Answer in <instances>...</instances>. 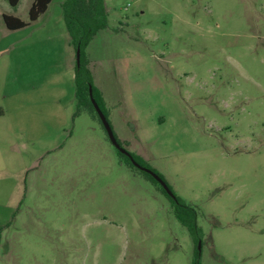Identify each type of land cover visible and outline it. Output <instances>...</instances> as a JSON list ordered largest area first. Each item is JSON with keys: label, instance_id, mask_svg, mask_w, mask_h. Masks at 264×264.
<instances>
[{"label": "rangeland", "instance_id": "obj_1", "mask_svg": "<svg viewBox=\"0 0 264 264\" xmlns=\"http://www.w3.org/2000/svg\"><path fill=\"white\" fill-rule=\"evenodd\" d=\"M62 1L48 46L0 16V264H264V0H104L85 48L112 131L194 207L197 243L100 122L74 116Z\"/></svg>", "mask_w": 264, "mask_h": 264}, {"label": "trees", "instance_id": "obj_2", "mask_svg": "<svg viewBox=\"0 0 264 264\" xmlns=\"http://www.w3.org/2000/svg\"><path fill=\"white\" fill-rule=\"evenodd\" d=\"M6 1L9 3L10 6L13 7L18 3L19 0ZM50 1L51 0H33L28 10V21L26 22L10 15H3V22L5 26L10 30L22 28L26 26L28 22L35 20L41 13H43L46 10L47 5L50 3ZM61 12L64 27L69 38L68 45L73 50L74 54L77 48L80 49L79 64L77 65L76 61H74L73 82L74 99L76 105L74 116H77L81 111H85L93 119H97V121L100 122L89 99V88H91L92 96L102 113L105 115L106 119L107 114L105 112L102 96L92 83V76L87 66L88 60L85 54V48L96 35V33L106 28L107 26V13L104 0H64L61 3ZM115 138L120 147L124 148L116 136ZM114 150L117 156L129 168L141 173L150 183L155 185L160 190V192L169 200L175 218L183 227L187 229L192 240L197 243V241L202 237V232L201 228L197 225L196 222V210L194 209V207L188 205L184 202V200L176 196L170 189V187L167 185L174 197L171 198L170 196H168L161 187V185L151 175L134 167L126 155L121 154L116 148H114ZM127 152L129 153L130 157H132L139 165L150 169L164 181L163 177L155 170L147 166L140 157L129 151ZM194 257H197L196 248L194 250ZM191 264L198 263L193 260Z\"/></svg>", "mask_w": 264, "mask_h": 264}, {"label": "water", "instance_id": "obj_3", "mask_svg": "<svg viewBox=\"0 0 264 264\" xmlns=\"http://www.w3.org/2000/svg\"><path fill=\"white\" fill-rule=\"evenodd\" d=\"M79 59H80V49L77 48L75 51V61H76L77 65L79 64ZM88 95H89L90 102H91V104H92L101 124H102V127H103V129L107 135V138L110 141V143L112 144V146L114 148H116L121 154L126 155L134 167H136L139 170L151 175L161 185V187L166 192V194L168 196H170L171 198H173L174 196H173L172 192L170 191V189L168 188L167 184L156 173H154L153 171H151L150 169H148L146 167L139 165L132 157H130V155L126 151V149L120 147V145L116 141V138L113 134V131H112L110 124L108 123L105 115L102 113V111L100 110L99 106L97 105L96 101L94 100V98L92 96L91 88L88 89ZM197 248L199 249V242L197 244Z\"/></svg>", "mask_w": 264, "mask_h": 264}, {"label": "crops", "instance_id": "obj_4", "mask_svg": "<svg viewBox=\"0 0 264 264\" xmlns=\"http://www.w3.org/2000/svg\"><path fill=\"white\" fill-rule=\"evenodd\" d=\"M20 1H21V0H19L18 3H17L15 6H13V7H14L13 10L10 11V9L8 8V9L5 10V12H4V11H3V12L0 11V16H1L2 22H3V15H10V16H13V17L18 18V17L16 16V10H17V7H18ZM32 1H33V0H30L29 7H30ZM52 1H53V0L50 1V3L47 5L46 10H45L43 13H41V14H40L35 20L28 22L27 25L24 26V27H22V28L14 29V30H10V29H8V28L5 26V24H4V22H3V25H4V32H3L2 34L6 35V34L9 33V32H13V31L21 30V29H24V28L29 27V26H31V25H34V27H40V28H41V29L38 30V35L40 36V43L43 44V46H45V45L48 46L49 43H50V42H49V41H50V38H51V36H50V32H49V28H48L49 25L46 26V23H45V22L43 23V22H42V21H43L42 19H44V17L47 16V13H48V11H49V7H50ZM63 1H64V0H63ZM63 1H62V2H63ZM5 2H7V1L5 0ZM28 2H29V0H28ZM62 2H61V3H62ZM7 4L9 5L8 2H7ZM9 6H10V5H9ZM29 7H28V10H29ZM60 7H61V4H60ZM61 15H62V12H61ZM26 18H27V19H26ZM26 18H25V19H20V18H18V19H20V20H22V21H25V22L28 21V13H27V17H26ZM41 23H43V24H41ZM63 24H64V23H63ZM0 30H3V29H1V27H0ZM66 44H67V46H69V45H68V41L66 42ZM69 47H70V46H69ZM94 87H95V86H94ZM95 88L98 90L97 87H95ZM98 91L100 92V90H98ZM100 93H101V92H100ZM101 96H102V99H103V102H104V98H103L102 93H101Z\"/></svg>", "mask_w": 264, "mask_h": 264}]
</instances>
